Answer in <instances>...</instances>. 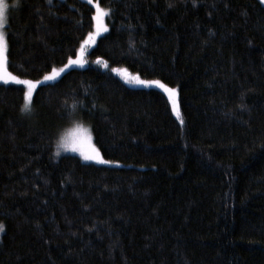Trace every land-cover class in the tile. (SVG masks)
<instances>
[{
	"label": "trees",
	"instance_id": "16d2710c",
	"mask_svg": "<svg viewBox=\"0 0 264 264\" xmlns=\"http://www.w3.org/2000/svg\"><path fill=\"white\" fill-rule=\"evenodd\" d=\"M97 2L110 14L89 45L88 0H10L11 72L39 78L81 46L86 64L27 108L0 84V264H264V4ZM72 118L118 165L59 152Z\"/></svg>",
	"mask_w": 264,
	"mask_h": 264
},
{
	"label": "rangeland",
	"instance_id": "374dc122",
	"mask_svg": "<svg viewBox=\"0 0 264 264\" xmlns=\"http://www.w3.org/2000/svg\"><path fill=\"white\" fill-rule=\"evenodd\" d=\"M4 2L7 4L8 7L10 6V0H4ZM261 2H262V0H261ZM97 3H98L97 0H93L92 4L95 6ZM262 3L264 4V2H262ZM8 7L5 11V23L3 25V28L0 29V31L4 32V36H5L4 26L6 25L7 19H8ZM100 7L105 9L101 5H100ZM95 13H96V10H95ZM95 13H94V15H95ZM94 22H95V29L88 36L89 37L88 38L89 45H91L93 42H95L98 35L101 32H103V31L97 32V21L94 20ZM101 23H102V25L107 26L106 21H105V16L102 17ZM84 52H85V49L81 46L77 52L78 54L73 56V57H70L64 64L52 68L50 71L44 73L39 78L30 79V78L18 76L9 70L8 65H7V55H6V50H5L3 53V57L6 58L4 67H6L7 73L10 74V76L5 73L4 67H0V84L21 85L24 87V93H25L26 91H28V85L17 83L16 81L12 80L11 77H16L18 80L32 81L34 84V87L32 89V95H31L30 101L28 102V107H30V105L32 103L33 93L39 85H41L43 83L54 81L63 72H65L66 70H68L71 67L82 66V65L86 64V58L83 56ZM70 60L76 61V62L70 63ZM98 60L102 64V66L108 67L115 75L120 77L129 86H133V87H155V88H159V89L165 91V88L160 87V84H162V85H165V84L159 79H145V78L140 77L137 73L129 70L128 68H126L124 66H108V64L104 60H102V59H98ZM65 65H67V67H65ZM53 75H54L53 79H49V80L44 79L45 76H53ZM5 80H7V82H5ZM139 81H159L160 84H156V83L142 84V83H139ZM24 106H25V99H24ZM172 109H173L176 117L181 119L179 105L172 103ZM56 140H57L56 141L57 148H58L60 153L76 154L80 158H82L84 161L92 162L95 164L118 165V162L107 160L101 155L99 149L97 148V146L95 145V143L93 141V136H92V132L90 130V127L86 122L72 118V120H70L65 126L58 129L57 134H56ZM91 145H94L95 148L99 151V159H84V157L81 155V150H83L85 152H90V146ZM74 148H75V150H73ZM101 160L107 161V162H100ZM1 231H2V227L0 224V235H1Z\"/></svg>",
	"mask_w": 264,
	"mask_h": 264
},
{
	"label": "snow or ice",
	"instance_id": "6c2138e0",
	"mask_svg": "<svg viewBox=\"0 0 264 264\" xmlns=\"http://www.w3.org/2000/svg\"><path fill=\"white\" fill-rule=\"evenodd\" d=\"M51 2V0H49ZM264 2V0H262ZM88 3H93V0H88ZM7 4L4 2V0H0V29L3 28V25L5 23V11L7 9ZM96 7V13L93 16V19L97 21V32L99 31H106V26L102 25L101 20L102 17L107 16L110 14V11L108 9H103L100 7V5L97 3L95 5ZM7 48V43L5 40L4 32L0 31V67H4L6 58L3 57V53ZM76 61H71L70 63H75ZM67 67V65H65ZM4 71L7 75L10 76V74L7 73L6 67H4ZM53 76H45V80L53 79ZM12 80L16 81L17 83L26 84L28 85V91L24 93V99H25V107H28V102L30 101L31 95H32V89L34 87V84L32 81L29 80H18L16 77H11ZM7 82V80H5ZM139 83L146 84V83H156L160 84L159 81H139ZM160 87L165 88V91L169 93V97L171 98L172 95L175 93V89H168L165 85L160 84ZM175 103V102H174ZM175 110V109H174ZM75 150V148L73 149ZM81 155L84 157V159H99V151L95 148L94 145L90 146V152H85L81 150ZM100 162H107L101 160Z\"/></svg>",
	"mask_w": 264,
	"mask_h": 264
}]
</instances>
